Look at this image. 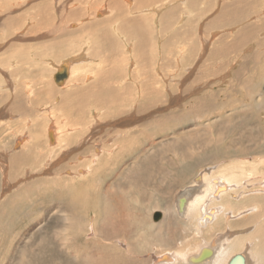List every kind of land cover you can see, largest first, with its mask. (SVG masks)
Masks as SVG:
<instances>
[{"label":"rangeland","instance_id":"rangeland-1","mask_svg":"<svg viewBox=\"0 0 264 264\" xmlns=\"http://www.w3.org/2000/svg\"><path fill=\"white\" fill-rule=\"evenodd\" d=\"M94 1L0 0V264H153L225 235L220 210L202 236L199 206L162 223L198 174L234 186L208 207L257 208L230 229L264 246V0H159L144 43ZM73 55L60 87L53 67Z\"/></svg>","mask_w":264,"mask_h":264},{"label":"bare ground","instance_id":"bare-ground-1","mask_svg":"<svg viewBox=\"0 0 264 264\" xmlns=\"http://www.w3.org/2000/svg\"><path fill=\"white\" fill-rule=\"evenodd\" d=\"M90 1V0H89ZM93 0H91L92 2ZM149 1V2H148ZM146 2V0H109V2H107L109 5L106 6V2L103 3L102 7L103 8H107L106 9V13H108L111 17H110V20H109V25H111V29L113 30V33L115 35H118L119 38L123 41H126L125 38L127 39H130V36L134 35L135 37L138 36V38L143 42V30L144 29L147 33H148V27L150 28V25L148 26V20L150 19V17H148L147 19L144 18V16H140L142 14H146V12L148 10H150L151 8V12L153 13H156V7H158V2L159 0H148ZM198 1V0H197ZM218 1V0H217ZM216 1V2H217ZM241 1V0H240ZM89 2V3H91ZM95 6L97 7L98 9V5L97 3H99L100 1L99 0H95ZM146 2V3H145ZM233 2V1H232ZM235 2V1H234ZM233 2V3H234ZM242 2V1H241ZM101 3V2H100ZM151 3V4H149ZM237 3V2H235ZM102 4V3H101ZM239 4V2H238ZM193 5V4H192ZM220 5V4H219ZM235 5V4H234ZM237 5V4H236ZM240 5V4H239ZM222 6V5H221ZM243 6V5H241ZM215 7V6H214ZM226 7V6H225ZM225 7L224 8V11H225ZM235 7V6H233ZM239 7V6H238ZM251 7V6H250ZM252 8V7H251ZM45 9V8H44ZM216 9V7H215ZM230 9V7H229ZM228 9V10H229ZM93 10V9H92ZM214 10V9H213ZM233 10L232 9V13L233 14ZM237 10V9H236ZM230 11V10H229ZM98 13H94L95 15L97 14L98 16L101 15V13H104V11H97ZM221 12V11H220ZM223 12V11H222ZM231 12V11H230ZM148 13V12H147ZM237 13V12H236ZM89 14V13H88ZM215 14V13H213ZM239 14H242L239 13ZM237 14V15H239ZM212 15V14H211ZM40 16V15H39ZM159 16V15H158ZM225 16V15H224ZM240 16V15H239ZM42 17H43V14H42ZM41 17V18H42ZM96 17V16H95ZM102 17V16H101ZM215 18V16H213ZM233 17V16H232ZM242 17V16H241ZM256 17V16H255ZM44 18V17H43ZM153 18V21H154V16L152 15ZM229 18V17H228ZM237 18H239L237 16ZM158 19V18H157ZM211 19V18H210ZM47 20V19H46ZM45 20V21H46ZM216 20V19H214ZM240 20V19H238ZM264 20V18H263ZM49 21V20H48ZM156 21V20H155ZM223 21V20H222ZM230 21H231V18H230ZM43 22V21H42ZM157 22V21H156ZM212 22V21H211ZM215 22V21H214ZM217 22V21H216ZM215 22V24H216ZM228 22V21H227ZM243 22V21H242ZM182 25H183V22H181ZM180 23V24H181ZM234 23H237L236 21ZM240 23V22H239ZM252 24V22H250ZM263 23V22H262ZM204 24V23H203ZM219 24V23H218ZM241 24V23H240ZM261 24V23H260ZM101 25V24H100ZM98 25V26H100ZM222 25L219 24V26ZM227 25V24H226ZM233 25V24H232ZM102 26V25H101ZM100 26V27H101ZM147 26V27H146ZM180 26V25H179ZM218 26V25H217ZM225 26V25H224ZM97 25L95 26L94 25V28H96ZM110 27V26H109ZM204 27V25L202 26ZM212 29H215L216 26L214 25V23L211 24L210 26ZM223 27V26H222ZM93 28V27H92ZM105 28V26H104ZM220 28V27H219ZM246 30H247V27H245ZM202 28H200L201 30ZM235 29V27H234ZM244 29V27L242 28ZM241 29V31H242ZM93 30V29H92ZM107 30V29H106ZM204 30V28H203ZM226 30V29H225ZM94 31V30H93ZM98 31V30H97ZM199 31V29H198ZM224 31V30H223ZM227 31V30H226ZM232 31V30H231ZM248 31V30H247ZM250 31V30H249ZM103 32H105L103 30ZM150 32V31H149ZM188 32V31H187ZM222 32V31H221ZM237 33V31H235ZM244 32V31H243ZM240 33V32H239ZM242 33V32H241ZM241 33L238 35L237 39L239 40L240 43H242L244 40L242 38V36L244 35H241ZM189 35V33H187ZM204 34V32H203ZM225 34V33H223ZM250 34V33H249ZM227 35V34H225ZM104 36V34H103ZM191 36V35H189ZM202 36V35H201ZM222 36V34H221ZM230 36V35H229ZM245 36H248V38L250 37L249 35H245ZM214 37V36H213ZM215 37H217L215 35ZM227 37V36H226ZM232 37V36H231ZM241 37V38H240ZM109 38V37H108ZM134 38V37H132ZM202 38V37H200ZM229 38V37H228ZM214 39V38H213ZM220 39V38H219ZM240 39H242L240 41ZM246 39V37H245ZM229 40V39H227ZM235 40V39H234ZM237 40V41H238ZM212 41V40H211ZM210 41V42H211ZM223 41V40H222ZM225 41V40H224ZM223 41V42H224ZM246 41V40H245ZM232 42V41H231ZM231 42H229L231 44ZM249 42V41H248ZM247 42V43H248ZM251 42V41H250ZM262 42V41H261ZM144 43V42H143ZM143 43L139 44V45H142ZM113 44V43H111ZM116 44V42H115ZM221 44V43H220ZM239 44V43H238ZM237 44V45H238ZM246 44V43H245ZM250 44V43H249ZM263 44V43H262ZM204 45V44H203ZM222 45V44H221ZM229 45V44H228ZM227 45V46H228ZM236 45V46H237ZM258 45V43L256 44ZM259 45H261L259 43ZM211 46V45H210ZM226 46V45H225ZM233 46V45H232ZM239 46V45H238ZM241 46V45H240ZM244 46V45H243ZM248 46V45H247ZM114 47V45H113ZM204 47V46H203ZM263 49H262V53H264V45H262ZM238 47H236V50H237ZM241 48V47H240ZM229 49L231 51H234L235 48H233V50L230 48V45H229ZM239 49V48H238ZM249 49V48H248ZM203 50V49H202ZM209 50V49H208ZM220 50V49H219ZM142 51V50H141ZM141 51H139V53H141ZM213 51V50H212ZM239 51V50H238ZM224 53H222L221 51V54H225V51H223ZM235 52V51H234ZM246 52V51H245ZM204 53V50L201 52V54ZM216 53V52H215ZM214 53V55H215ZM219 53V52H218ZM217 53V54H218ZM261 53V54H262ZM213 54V52H212ZM220 54V53H219ZM228 54V53H227ZM200 55V54H199ZM226 55V54H225ZM213 56V55H212ZM219 56V55H218ZM228 56V55H226ZM258 56V55H257ZM256 56V57H257ZM260 56V54H259ZM77 55H73L69 58H66L67 60H65L66 62H61V63H58V64H55L54 65V75L56 72H58L60 70V67H64V70L66 71V80H64V82L58 86H64L66 84V81L71 78L72 76V69H73V63H75V59H76ZM224 57V56H223ZM256 57L254 58V60L256 61V63H260V58L259 59H256ZM81 58V56H80ZM83 58V57H82ZM198 58V57H197ZM205 59V58H204ZM83 63V62H82ZM75 65V64H74ZM89 73V72H88ZM101 79V78H100ZM139 79V78H138ZM53 81H54V76H53ZM98 81H101V80H98ZM120 82V81H119ZM55 83V82H54ZM102 83V82H101ZM96 85V84H95ZM98 87V86H97ZM104 87V86H103ZM140 87V86H139ZM100 88V86H99ZM73 93V92H72ZM71 94V93H70ZM73 96V95H71ZM103 96V95H102ZM259 96H262V95H259ZM103 101V100H102ZM59 121V120H58ZM63 121V120H62ZM51 123V122H50ZM130 129V128H129ZM126 133V132H125ZM50 134V137H52V132L49 133ZM114 137H112L113 139ZM59 139V138H58ZM89 139V138H88ZM24 140V139H23ZM21 141V140H20ZM83 141V140H82ZM31 142V141H30ZM18 143V142H16ZM15 143V144H16ZM25 143V142H24ZM21 145V144H20ZM103 145V144H102ZM119 146V145H118ZM19 147V146H18ZM105 148H110V150H108L109 152L110 151H113L111 150V148L113 147V145H110L109 142H106ZM54 148V147H53ZM116 148V147H115ZM121 149H124L121 148ZM120 149V151H121ZM117 150V149H116ZM94 152H96V155H101V153L103 152H108V151H105V149H103V147L101 148V151H98L96 149H93ZM104 154V153H103ZM109 154V153H108ZM96 156V157H97ZM102 156V155H101ZM101 156H98V157H101ZM21 159H25V155L23 156H20L18 157V159H15L13 160V164L14 165H17ZM109 160V159H108ZM92 162V165H96V158H94L93 160H91ZM90 163V162H89ZM88 163V164H89ZM91 166V165H90ZM90 168V167H89ZM88 172H91L87 169ZM31 172V171H30ZM64 172V171H63ZM70 174V173H69ZM86 174V173H85ZM204 174V173H203ZM81 175H84V171H81L79 172V176L76 175V177H80ZM84 178V177H83ZM205 177L202 176V174H198V175H195L193 178H192V181H193V184L191 186H185L184 188L181 189V192H179V195L178 197L176 198L175 200V205H173L171 207V210L168 212V210H163L161 211L162 212V216H163V219H162V223L165 224L166 222L169 223V220L170 218H174V213L177 214L178 218L180 219H186V216L188 213H190V210L196 208L199 206V217L197 219V229L196 231L197 232H201V236L203 235V231L207 230L209 226H217L219 227L220 224L216 223L217 221L219 222L220 217H218V213L221 211L220 214H225L224 217H223V224L226 222L227 224V228H223V230H225V235H222L221 233V236H219V234L217 233L216 235L213 236V239H210L209 241L203 239L202 241H200L198 244H196L194 247H192L190 250H186V251H173L170 253V251L168 250H161L160 252L158 253H154V261H153V264H165V263H170V264H228L230 259L236 255H240L244 258V264H264V246L262 243H260V245L258 246V248L256 249L257 247V244H256V239L255 238V235H256V232L258 231L256 229L255 232H253V229H251V227H246V228H243V229H240L238 234L237 232H234L236 231L235 229H230V226L231 228H233L234 226H232V221L234 220H237L239 218H244V219H248L249 215L252 214V212L256 211L255 208H249V209H245V210H242V211H239L237 214L233 215L232 214V210L230 212V210H228L227 212H224V209L225 208H230V206L232 204H228L226 203L225 205H221V206H217V208L215 207H208V203L209 201H216V202H220L222 197L226 196V194H232L233 192V187L231 184H230V180H228L229 178L226 177H216L214 179H210L208 180L207 182H205ZM258 180V179H256ZM74 182V181H73ZM79 183V182H78ZM264 183V182H263ZM261 184V183H260ZM234 185V184H233ZM82 186V185H81ZM264 186V185H263ZM236 187V186H235ZM240 187V186H239ZM7 188V187H6ZM75 189V188H73ZM72 189V190H73ZM78 189V188H77ZM236 189V188H235ZM261 190V189H260ZM77 191V190H76ZM258 193V191H255ZM249 194V193H248ZM207 198V199H206ZM232 198L236 199L237 197L236 196H232ZM243 198V197H241ZM258 201L260 203V199L261 198H257ZM255 199V200H257ZM262 202L264 203V200H262ZM244 206V205H243ZM253 207V206H252ZM84 208V207H83ZM235 208V207H233ZM59 209V208H58ZM220 210V211H219ZM236 211V210H235ZM88 214V213H87ZM66 215V214H65ZM161 213L159 214L158 218L157 219H160V216ZM191 215V214H190ZM190 215H188L190 217ZM228 215V216H227ZM73 216V214H72ZM227 216V217H226ZM65 217V216H64ZM92 217V216H91ZM261 218L264 217V214H261L260 216ZM91 219V218H90ZM156 219V220H157ZM264 219V218H263ZM262 219V220H263ZM72 220V218H71ZM193 220V219H192ZM196 220V219H195ZM67 222V221H66ZM76 222L77 224L80 223V220L76 219ZM156 223V222H155ZM230 223V224H229ZM88 224H89V230H93V226H96L97 224L95 223L94 224V217H92L91 220L88 221ZM161 225V224H160ZM159 225V226H160ZM159 226H154V225H151L150 228L152 229H155V228H158ZM253 227V226H252ZM235 228V227H234ZM93 232V231H92ZM196 232V233H197ZM195 233V232H194ZM261 233V232H258V234ZM263 233V232H262ZM69 234V233H68ZM210 234V233H209ZM257 234V235H258ZM198 235V234H197ZM67 236V235H66ZM209 237V236H208ZM207 237V238H208ZM225 238V242L222 241V238ZM244 237V238H242ZM70 238H73V237H70ZM74 239V238H73ZM246 239H249L246 241ZM264 239V238H263ZM262 240V239H261ZM71 242V241H69ZM67 243V242H66ZM121 244V243H120ZM126 244V243H125ZM122 246V245H120ZM128 246L129 245H126L124 246L126 249H128ZM146 246H148V242L146 241ZM151 248H154V246L152 245H149ZM249 246V248H248ZM251 249V250H250ZM203 250H205L206 252H209L208 255H205V253L203 252ZM203 252V258L201 259V261L199 262H195L193 263L192 260L196 261L195 258H198L199 255ZM130 255V254H129ZM151 255V254H150ZM153 255V254H152ZM175 255H178L180 257H184L182 261H178L177 257ZM141 257V256H140ZM148 257V256H147ZM151 257V256H150ZM146 259V258H145ZM100 264V263H99ZM102 264V263H101ZM143 264V263H141ZM152 264V263H151Z\"/></svg>","mask_w":264,"mask_h":264},{"label":"water","instance_id":"water-1","mask_svg":"<svg viewBox=\"0 0 264 264\" xmlns=\"http://www.w3.org/2000/svg\"><path fill=\"white\" fill-rule=\"evenodd\" d=\"M66 75H67L66 71L64 70V67L62 65V67H60V70L58 72H56L54 75L55 84H58V85L62 84L64 82V80H66V78H67ZM158 216L159 215H157V214L154 215L153 220H156L158 218ZM203 252L205 253V255H208L210 251L206 252L205 250H203ZM203 252L199 255L198 258H195L196 261L192 260L193 263L201 261V259L204 257ZM228 264H244V258L240 255H236L230 259Z\"/></svg>","mask_w":264,"mask_h":264},{"label":"crops","instance_id":"crops-1","mask_svg":"<svg viewBox=\"0 0 264 264\" xmlns=\"http://www.w3.org/2000/svg\"><path fill=\"white\" fill-rule=\"evenodd\" d=\"M204 16V15H203ZM205 17V16H204ZM218 30L214 29V32H217Z\"/></svg>","mask_w":264,"mask_h":264}]
</instances>
